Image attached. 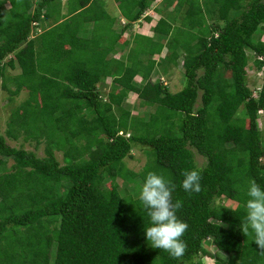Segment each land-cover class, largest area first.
Instances as JSON below:
<instances>
[{
    "label": "trees",
    "instance_id": "trees-1",
    "mask_svg": "<svg viewBox=\"0 0 264 264\" xmlns=\"http://www.w3.org/2000/svg\"><path fill=\"white\" fill-rule=\"evenodd\" d=\"M115 1L126 30L154 0ZM203 1L161 0L153 36L117 59L101 0L63 13L61 0H0L2 87L28 90L6 134L45 142L37 156L0 131V264H207L206 244L227 254L213 264H264V80L246 81L264 70V0ZM180 57L182 88L151 79ZM127 92L153 110L133 114ZM136 145L148 160L131 171Z\"/></svg>",
    "mask_w": 264,
    "mask_h": 264
},
{
    "label": "rangeland",
    "instance_id": "rangeland-1",
    "mask_svg": "<svg viewBox=\"0 0 264 264\" xmlns=\"http://www.w3.org/2000/svg\"><path fill=\"white\" fill-rule=\"evenodd\" d=\"M105 8L110 11V15L114 16L116 14V11L114 9V6L112 5L113 2L112 0H106L105 2ZM111 7H110V5ZM9 3L5 2L4 7L8 8ZM66 6V0H61V7ZM153 11V9H151ZM65 12L66 10H64V8L62 9V12ZM149 12V15L154 19V22H151L150 24L153 23V25L155 24V21L158 19V16L156 14H154V12ZM215 15V14H214ZM215 19V18H214ZM145 25L146 28L144 29H149L148 27V23L144 22L143 23ZM41 28L36 29V34L41 32ZM103 32V40H100L101 44L107 45V43H109V40L112 39V37H110V33L107 32L106 30L102 31ZM35 34V33H34ZM109 37V38H108ZM128 48V45L123 47L122 50L124 51V53H126V49ZM165 53V49L162 51L161 54L159 55H155V59L160 58L164 55ZM12 56V54L10 55ZM9 56V57H10ZM110 56V55H109ZM114 57H122L119 54L116 53V56ZM68 60H70L69 58H64V59H59V61H54L52 63V65H54L55 67H57V65L59 64L60 66L64 65L65 61L68 62ZM165 65H167L165 63ZM182 57L179 58V65L178 66H174L172 64H169L168 69L166 70L167 72H162L159 71V69L156 67L154 68V71L151 75V79L153 81L156 80H163L164 84H166L169 88H171L172 91H178L180 88H182L183 84H185V78L183 77V74L181 73L182 68ZM65 67V66H64ZM62 67V69L64 68ZM19 68L18 65L16 64V68H10L7 67V73L10 75H14L17 74L19 72ZM227 76V75H226ZM140 79L139 77H137V80ZM264 80V70L260 71V72H256L252 69H248V77H247V84L250 87H254L256 85H261V82ZM112 85V81L110 77H107L105 79L104 82H101V87L104 94L110 89ZM13 85L10 84V88H12ZM28 96V90L23 88L19 94L14 95L12 97H10V93L4 89L2 87V78L0 77V131L5 135L7 142L14 146V147H22L26 150H30L33 151L34 153H36L37 156H44L45 155V142L43 141V139H41V142L36 144L35 140L32 139H26L24 133L20 130L18 133L17 138H12L10 136H8L6 134V129L8 128V120L10 117V112L11 109L15 108L17 105H19L20 103H22ZM126 100H125V104L126 106L130 107L131 112L134 114L139 113L141 114L143 113H147L150 110H153L152 107L150 106H142L137 104L138 100L136 98V96L133 93H126ZM237 115L238 117H246L245 116V110L243 106H240L238 111H237ZM259 128L264 129V113L261 114V116L259 117ZM147 149L146 147H140L139 145H136L129 156L125 157L124 161H125V165L126 168H128L131 171H137L140 170L143 165L146 163V161L148 160V156L146 153ZM55 155L57 157V159L63 163V154L60 150H56L55 151ZM3 159V158H2ZM195 159L197 160L198 164H203L205 161V158L202 157V155H200L198 152H195ZM13 163V160L11 158H7L6 159V168H9V166ZM2 170V167L0 166V171ZM109 180H106V183ZM138 181V180H137ZM117 183L119 185V187L122 189L124 187H129L128 185H125V181L117 178ZM131 188V187H129ZM227 203L229 205H234L233 202L226 200L222 203ZM207 245V246H206ZM204 245L205 248L208 250L209 255H203L202 256V261L206 262L207 264H213L214 263V258H221V259H226L227 258V254H225L224 252L219 251L213 244H206Z\"/></svg>",
    "mask_w": 264,
    "mask_h": 264
},
{
    "label": "crops",
    "instance_id": "crops-1",
    "mask_svg": "<svg viewBox=\"0 0 264 264\" xmlns=\"http://www.w3.org/2000/svg\"><path fill=\"white\" fill-rule=\"evenodd\" d=\"M101 1L103 2V8L105 9V11L109 15V19H110V23H111V30L114 31L117 34H120V36L117 37L116 40H114L115 42L112 43L113 44V50H112V52H110L108 54V57H114V56H116V53L119 54L120 56H122L123 54H125L124 51L122 50V48L125 47V46H127V45H128V48H129L132 45V43H133V37L135 35H137V34H141V35H144V36H153V27L155 26V24L158 21V19L161 18V16L164 14L163 12H160V11L156 10V7L159 6V3L161 2V0H154L150 4V6H148V8L146 10H144V12L140 16V18H138V19H136L134 21H131L130 23H127L126 24L127 25L126 30H124L125 23L127 22V19L124 18L122 16V14L120 13V10L118 8L117 2L115 0H112V2H113L112 5L114 6V9L116 11V14L114 16H111L109 14L110 11H108L105 8V3L104 2L106 0H101ZM199 2H200V4L202 6L205 5V2L203 0H199ZM110 7H111V5H110ZM63 8H64V10H66L65 9V6L62 7V9ZM151 9H153V11ZM151 11L154 12V14H156L158 16V19L155 21V24L154 25H153V23L150 24L151 22H154V19H155V18H152L149 15V12H151ZM146 17H149V19H147ZM144 22L148 23L149 29H144V28H146L145 25L143 24ZM113 39L114 38H112V40ZM122 39L128 40L129 43L127 45H124V43H123L124 41ZM127 49H126V51H127ZM164 49H165V52H166V47L165 46L162 48V51ZM121 51H122V53H121ZM162 51H161V53H162ZM161 53H159V54H161ZM159 54L158 53H155V54H153L152 57L154 58L155 55H159ZM114 58L120 59V57H114ZM158 59L159 58H157V60Z\"/></svg>",
    "mask_w": 264,
    "mask_h": 264
}]
</instances>
